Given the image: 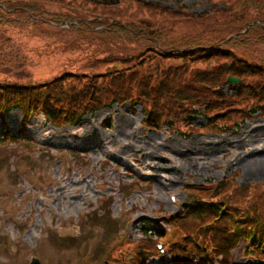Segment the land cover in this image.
Wrapping results in <instances>:
<instances>
[{
  "label": "rangeland",
  "instance_id": "374dc122",
  "mask_svg": "<svg viewBox=\"0 0 264 264\" xmlns=\"http://www.w3.org/2000/svg\"><path fill=\"white\" fill-rule=\"evenodd\" d=\"M207 9L199 0H124L114 8L99 7L87 0H15L7 4L5 10H0V106L5 105L3 101L11 86L22 88L62 77L66 89L79 88L85 85L86 73L92 74L91 78L106 70L130 67L136 73L138 84H143L137 87L135 96L146 97L147 104L133 110L132 104L104 106L84 117L79 125L76 119L50 123L42 116H30L22 128V110L14 109L5 118L0 114V138L5 132L14 135L22 132L23 141L44 140V145L39 144L42 149L26 146L25 142L20 144L21 141L8 136L0 142V264H29L32 255L39 256L47 264H79L76 251H64L77 249L79 243L56 240L55 232L59 227L81 225L86 239L93 236L94 226L101 223L98 224L100 230L113 234L116 224L110 221L118 208L124 206L125 215L127 212L128 218L130 212L133 215L129 238L133 232L140 237L141 227H145L139 226L143 219L154 220L156 227H161L162 219L155 215L158 211L163 215L178 211L179 205L187 199L183 186L188 181L200 186L208 181L219 183L231 175L229 181L234 182L231 186L240 187L246 201L250 184L264 193V75L260 76L264 70V49L258 59L245 62L239 59L244 46L228 53L226 59L203 55L214 51L207 47L196 50L194 57L184 63L182 72L174 69L166 73L167 66H178L184 61H165L162 62L164 67L153 57L141 63L138 60L124 63L130 55L116 51L114 45L93 39L86 32H61L45 23L50 18L44 16L45 13L78 15L88 21L98 18L122 24L150 21L151 27L165 34L168 31L170 38L184 40L192 37L190 33L200 30L191 26L188 16ZM35 27L37 32L30 34ZM97 28L105 30L101 26ZM213 36L215 38V34ZM127 42L131 44H125L126 48L137 46L134 41ZM232 62L246 68L252 66L251 71L247 77L243 76L237 93L225 88L221 94L208 72L224 63L232 65ZM201 72L207 73L208 83L192 80L193 75ZM165 77L168 79L164 80ZM144 84L149 86L148 91ZM166 85L168 87L160 91ZM15 94L20 96L25 92ZM153 110L159 112L161 121L156 123L159 130L149 131L143 124L144 115ZM196 112L209 116L211 122L203 117L194 120ZM110 119L107 129L105 124ZM166 122H173V126L167 128ZM154 123L155 119L149 121L150 126ZM238 124H242V128L233 130ZM75 132H79L76 141L72 140ZM81 140L85 143L78 145ZM74 152L76 158L72 160ZM24 156L30 166L26 170L24 167L18 169ZM71 165H74L73 171L67 175ZM23 169L26 172H22ZM43 169L44 177H38ZM135 176L151 182V186L139 184ZM136 188H142L141 193L136 194ZM123 191H131L134 195L122 200ZM105 194L111 198L103 203L100 198ZM173 195L177 196L176 205L171 202ZM205 197L210 196L206 194ZM28 198L31 204L26 203ZM262 198L264 200V196ZM257 201L264 205L262 200ZM108 204L111 208L105 209ZM247 215L241 212L230 216L229 225L236 229L240 221L233 220L239 218L243 222ZM261 219L264 220V215ZM194 223H185L182 228L189 229ZM169 227L173 229L172 225ZM106 233H100L98 239L106 242ZM16 235L17 240L12 242L10 237L15 239ZM6 237H9V245L19 246L14 256L1 249ZM45 245L53 261L41 251ZM243 246L242 243L240 247ZM97 247L93 242L88 244L89 251ZM143 247L153 248L137 246L138 249ZM241 248L235 251L234 258L231 250L217 257L221 256L227 263L245 264L238 258ZM125 258L129 264L135 262L130 257Z\"/></svg>",
  "mask_w": 264,
  "mask_h": 264
},
{
  "label": "trees",
  "instance_id": "16d2710c",
  "mask_svg": "<svg viewBox=\"0 0 264 264\" xmlns=\"http://www.w3.org/2000/svg\"><path fill=\"white\" fill-rule=\"evenodd\" d=\"M15 0H0V10L3 11L6 9L7 4H12ZM89 4H93L99 7L106 6L108 7H117L122 0H87ZM210 4L212 7L211 11H207L202 14H193L188 20L192 27L200 29L198 32L190 33L192 37H187L186 40H180L176 38H170L167 34L163 33L160 29H156L150 26V21L147 23L144 21H135L130 24L122 23H109L107 20L103 19H93L91 21L85 20L78 15H64L56 14L51 15L45 13L44 16L49 17L50 21L48 23L50 26L56 27L59 31H70L76 33H88L93 39L101 40L102 43L107 45H114L116 48H122L125 51H129L128 48H125V44H131L127 41H134L137 45L135 57L139 61L145 60L147 57H153L160 65H163L162 62L165 61H184L183 64L178 66L171 65L166 67L164 70L166 73H170L171 70L177 69L179 72L183 71V65L186 61L191 60L194 57L196 50L205 49L206 46L211 47L214 51L207 53L209 57H219L226 59L228 53H232L234 49L244 46V51L240 52L245 58L240 57L239 59L244 60H253L259 58V54L262 55V50L264 49V0H202ZM2 21V20H1ZM98 26L104 27L105 30L99 31ZM250 27L249 32L245 35H241L242 32ZM37 28L30 30V34L36 33ZM215 34V38L214 35ZM233 35H238L237 38L229 40ZM110 40H109V39ZM221 38H225L221 40ZM221 45V46H219ZM237 50V49H236ZM220 52H223L221 54ZM232 57V55H230ZM204 57V56H201ZM141 63V62H140ZM219 65L216 69L209 71L210 75H216L218 73L216 82L220 88L229 85L227 83V78L229 76L238 77L241 80L247 77V74L251 71L252 66L245 67L238 66L237 62L235 65ZM159 65V64H157ZM228 65V66H227ZM128 69L125 71H116L111 72V76L106 79L105 85L108 90L104 91V96H109L105 101L110 102L109 104L118 102L119 100H136L141 105L147 106L144 99L146 97L135 96L137 87H143V84H137L132 91L120 95L118 91V81H123L120 76L121 73H124L128 79L132 78V74H128ZM206 72H201L197 75L192 76V80H200L204 83L207 78ZM264 75V70L260 73V76ZM191 78V77H190ZM205 78V79H204ZM168 77H165L164 80H167ZM43 85L42 82L32 84L30 86H11L9 88V93L6 96V100L9 104L15 106H22L23 104L30 103L36 107L44 105L47 112H53L51 106L52 102L56 104L67 103L70 104L72 101L73 104L81 103L84 106L83 110H90L96 106V102L89 95L86 89H76L70 91H64V84L61 80L55 81L49 85H44V88H40ZM90 85V83H89ZM88 85V88H89ZM160 83V87L162 86ZM241 83L234 87L239 88ZM28 87H31V90H28ZM145 89L148 91L149 86L144 84ZM168 85L161 88L160 91ZM39 91L38 94H35L36 91ZM92 89H95L92 86ZM30 91V92H29ZM25 95H17L15 93H24ZM171 93V92H167ZM222 94V92H220ZM71 97V98H69ZM112 97V98H110ZM37 98V99H36ZM263 101V98H262ZM99 103H103L100 101ZM11 107V106H10ZM149 107V106H148ZM197 113V112H196ZM49 118H52L51 113H48ZM155 119L154 126L156 123L161 121V117L157 110H153L150 113V120ZM171 125L173 122H166ZM238 126V125H237ZM259 193L257 189L253 190V194Z\"/></svg>",
  "mask_w": 264,
  "mask_h": 264
},
{
  "label": "water",
  "instance_id": "95a60500",
  "mask_svg": "<svg viewBox=\"0 0 264 264\" xmlns=\"http://www.w3.org/2000/svg\"><path fill=\"white\" fill-rule=\"evenodd\" d=\"M230 81H231V82H236V80H234V79H230Z\"/></svg>",
  "mask_w": 264,
  "mask_h": 264
}]
</instances>
